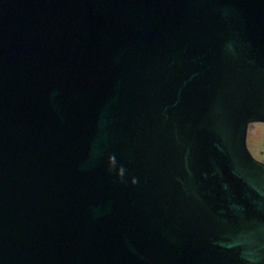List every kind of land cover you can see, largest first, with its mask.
<instances>
[{"label":"water","instance_id":"water-1","mask_svg":"<svg viewBox=\"0 0 264 264\" xmlns=\"http://www.w3.org/2000/svg\"><path fill=\"white\" fill-rule=\"evenodd\" d=\"M264 0H0V264H264Z\"/></svg>","mask_w":264,"mask_h":264},{"label":"crops","instance_id":"crops-1","mask_svg":"<svg viewBox=\"0 0 264 264\" xmlns=\"http://www.w3.org/2000/svg\"><path fill=\"white\" fill-rule=\"evenodd\" d=\"M249 128H251V131H252V128H254L253 139L257 136L258 131L259 133H261V140L257 141V143L254 142L255 144L253 143L254 144L253 152L255 153L258 160L264 161V123L260 127L252 123L249 125Z\"/></svg>","mask_w":264,"mask_h":264},{"label":"rangeland","instance_id":"rangeland-1","mask_svg":"<svg viewBox=\"0 0 264 264\" xmlns=\"http://www.w3.org/2000/svg\"><path fill=\"white\" fill-rule=\"evenodd\" d=\"M253 124H256V125H258V127H260L263 123H261V122H255ZM253 133H254V128H252V131H251V128H249L248 129V132H247V147H248L249 151L251 152V154L254 157H256L255 153L253 152V146L255 144L254 142L257 143V141L261 140V133H259V131H258L257 136L254 139H253V137H254V134ZM256 159H257V157H256Z\"/></svg>","mask_w":264,"mask_h":264}]
</instances>
